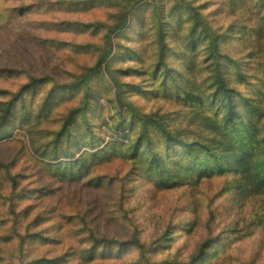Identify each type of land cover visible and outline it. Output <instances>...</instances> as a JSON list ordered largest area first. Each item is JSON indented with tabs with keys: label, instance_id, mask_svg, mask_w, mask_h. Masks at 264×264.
Masks as SVG:
<instances>
[{
	"label": "rangeland",
	"instance_id": "obj_1",
	"mask_svg": "<svg viewBox=\"0 0 264 264\" xmlns=\"http://www.w3.org/2000/svg\"><path fill=\"white\" fill-rule=\"evenodd\" d=\"M129 2L136 3L129 12V23L121 32L112 33L115 44L110 61L87 87L81 79L98 61L104 36L116 18L124 16ZM263 11L260 0H0V102L11 99L31 77L46 79L37 91L23 96L30 105L29 114L17 110L10 132L0 135V216L8 217L5 208H18L22 230L40 234L36 239L27 238L24 251L28 262L41 255L52 258L71 248L88 247L94 233L116 243L99 245L94 261L70 256L65 264H138L136 248L123 246V253L117 254L121 247L116 245L131 239L135 232L155 240L174 223L172 239L158 249V261L168 255L186 258L205 239L218 236L219 242L228 243V251L216 264H264V196H241L231 175L214 176L198 185L158 189L141 177L128 180L133 166L124 157L96 163L83 180L64 177V164L57 166L65 160L78 164L82 156L84 169L95 161L91 155L99 150L96 144L103 147L111 137H117L111 129L116 116L121 119L117 114L119 96L126 102L123 109L130 112L132 106L135 114L188 109L174 92L172 79L155 71L162 52L157 17L166 22L169 58L179 71L184 62L192 61L198 71L206 66L201 53L205 44L194 48L187 43L193 26L198 25L195 16L205 17L214 28L222 24L226 29L235 21L237 37L230 49L255 63L254 74L259 78L263 76L264 52L253 56L264 50ZM96 22L103 24L96 26ZM78 23L91 25L84 28ZM198 26V30L203 28ZM254 74L252 80L258 82ZM198 77L203 79V75ZM78 82L79 88L73 91L58 87L55 92L60 95L48 119L36 121V112L49 90ZM92 87L95 101L85 115L94 130L106 134L102 136L105 141L76 138L77 144L90 143L73 151L70 148V158L42 156L35 147L56 136ZM7 122L0 116V126ZM85 125L81 115L72 130L79 135L81 127L84 131L90 127ZM37 216L40 219L35 220ZM193 220H198L197 229L188 236ZM11 222L0 224V234L11 235ZM1 242L5 260L0 264H17L11 259L10 244ZM208 261L209 257L201 264Z\"/></svg>",
	"mask_w": 264,
	"mask_h": 264
},
{
	"label": "trees",
	"instance_id": "obj_2",
	"mask_svg": "<svg viewBox=\"0 0 264 264\" xmlns=\"http://www.w3.org/2000/svg\"><path fill=\"white\" fill-rule=\"evenodd\" d=\"M260 1L264 8V0ZM135 4L129 2L126 8L124 7V16L116 18L111 25L112 30L104 36L98 61L81 79L87 87L90 86L96 73L102 71L104 64L109 63L115 44L111 35L114 32H121L126 27L129 23V12ZM118 5L121 6L120 3ZM29 7V5L20 6L18 11ZM122 10L123 6L120 11ZM195 17L198 18L196 24L203 28L198 30V25L193 26L187 43L194 48L205 44L201 53L204 55L206 66L200 68L199 71L192 61L184 62L181 71L174 67L173 61L169 58L171 51L168 46L166 22L162 16L157 17L162 52L155 71L166 74L172 79V84L177 89L174 92L178 94L180 101L188 109L173 110L165 114L140 111L135 114L131 109L132 106H129L130 112L128 109L126 111L123 109L126 102L123 96H119L117 114L121 116V119L116 116L117 120L115 119L111 129V134H116L117 137H111L103 147H100L101 143L96 144L94 147L99 150L91 155L95 161L84 169H82L84 164L81 163V161L84 162L82 156L78 164L68 160H65V163H58L57 166L64 164L65 169L62 174L64 177L83 180L96 163L124 157L125 160H130L133 166L128 180L133 181L134 178L141 177L158 189L176 188L186 184L198 185L208 178L222 174L233 176L232 185L238 189L241 196L253 197L255 194L264 196V70H261L263 76L258 78L254 74L256 72L255 63L251 62V64L239 57L238 53L231 51L230 47L237 37V30L234 28L237 25L233 24L235 21L230 22L229 27L224 29L222 24L214 28L203 16ZM2 19H4L3 16ZM102 24V22H96L94 25ZM78 25L89 28L91 23H78ZM263 52L264 50L259 49L253 57H258ZM199 74L203 75L202 80H199ZM253 74L258 82L252 80ZM45 82L46 79L43 76L31 77L21 85L11 99L0 102V116L8 120L6 125L0 126V135L10 132L11 123L17 120L15 116L17 110L20 109L23 113L29 114L30 105L23 96L34 93ZM79 86L78 82L71 87L64 84L49 90L36 112V121L48 119L54 108L52 105H55L60 95L55 92L58 87H66L67 90L73 91ZM88 90L83 99L84 105L74 109L67 116L56 136L35 147L42 156L56 155L57 160L70 158L73 148L90 143L77 144V141H74L76 138L81 141L89 138L93 143L97 142V139L105 141L103 137L106 134H100L98 130H94V125L89 124L88 116L85 115L86 111L93 109L95 101L93 87ZM81 115L86 119V125L90 127L85 131L84 127H81L82 132L78 135L72 129ZM70 148H72L71 153L68 152ZM83 154L87 158L89 153L85 150ZM5 212L9 218H13L12 222L1 214L0 224L7 225L11 222V235L0 234V241L10 244L11 259L17 264H65L70 256L83 257L86 262H91L98 257L97 247L99 245L116 243L115 240L91 233L92 245L88 247L78 250L71 248L52 258L41 255L28 262L24 251L27 238L36 239L40 234H29L22 230L18 223V208H5ZM38 219H40L39 216L35 220ZM173 224L171 223L155 240H148L139 232L133 233L131 239L116 245L121 247L116 253H123V246L126 249L136 248L139 252L138 264H201L208 257V264H216L227 253L228 243H221L218 236H213L205 239L186 258L168 255L165 260L158 261L156 254H158L159 247H166L168 245L166 243L172 239L170 235L174 229ZM197 224L198 220H193L187 229L188 236L196 231ZM230 241L233 242L232 239ZM3 246L0 245V262L5 260ZM218 252L219 256L216 257ZM108 253L112 255L111 251ZM8 264L11 263L8 262Z\"/></svg>",
	"mask_w": 264,
	"mask_h": 264
}]
</instances>
